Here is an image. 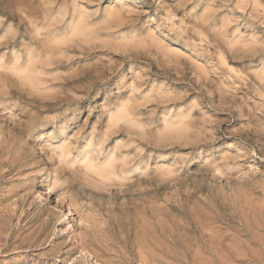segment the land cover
<instances>
[{
  "label": "rangeland",
  "instance_id": "374dc122",
  "mask_svg": "<svg viewBox=\"0 0 264 264\" xmlns=\"http://www.w3.org/2000/svg\"><path fill=\"white\" fill-rule=\"evenodd\" d=\"M0 149V264H264V0H0Z\"/></svg>",
  "mask_w": 264,
  "mask_h": 264
},
{
  "label": "bare ground",
  "instance_id": "6f19581e",
  "mask_svg": "<svg viewBox=\"0 0 264 264\" xmlns=\"http://www.w3.org/2000/svg\"><path fill=\"white\" fill-rule=\"evenodd\" d=\"M8 100V99H7ZM1 150V149H0ZM132 166V165H131ZM87 168V167H86ZM46 184V183H45ZM40 188L42 189V190H47V188H46V186L43 184V183H41V185H40ZM12 211H13V209H11ZM6 215H9L7 212H6ZM212 229V228H211ZM86 232V231H85ZM214 234V233H213ZM86 235V234H85ZM15 235H13V234H9L8 233V236L6 237V241H5V243L3 244V245H0V248H1V251H0V253L2 254V253H7V252H10L11 253V251H13L14 252V250L16 249V246L18 247V248H24L25 246H26V243H27V241L26 240H22L21 239V241L16 245V244H14V237ZM169 238V237H168ZM96 240V239H95ZM76 242V241H75ZM102 242V241H101ZM111 244V243H110ZM109 246V245H108ZM71 247V246H70ZM103 247H104V245H103ZM113 249V248H112ZM17 250V249H16ZM59 250L60 249H58V248H56V249H53V251H51L50 252V255H52V254H55V253H58L59 252ZM73 250H79L80 251V253H83V252H85V254H86V252L88 253V255H90V256H92L93 257V260H95L96 262V264H109V260H108V258H105V256H106V254H105V252H104V250L100 247V246H98L95 242H93V240L92 239H90V238H88L87 236H81L78 240H77V246H75V248L73 249ZM107 250L109 251L110 249H108L107 248ZM114 250V249H113ZM236 250V249H235ZM71 251L72 250H69V251H67V253L66 254H70L71 253ZM183 251V250H182ZM201 251V250H200ZM31 252H32V250H31ZM109 253H111V254H113V252H110L109 251ZM120 252L118 251V254H119ZM156 253H158V252H156ZM214 253V252H213ZM118 254H117V256H118ZM201 254V253H200ZM203 254V253H202ZM208 254V253H207ZM82 255V254H81ZM116 255V254H115ZM148 255V254H147ZM147 255H144V254H140L139 255V257H140V259H142L143 261L145 260L146 262H147V264H151L152 263V261H154L153 259L151 260V258H150V260H151V263L150 262H148V256ZM205 255V254H204ZM56 256V255H55ZM114 257V256H113ZM220 257V256H219ZM47 258V257H46ZM83 258V257H82ZM115 258V257H114ZM212 258V257H211ZM227 258V257H226ZM229 258V257H228ZM48 259V258H47ZM113 260V259H112ZM178 261V260H177ZM20 262V261H19ZM145 262V263H146ZM86 263V262H85ZM156 263V262H155ZM10 264H18V262L16 261V262H12V263H10ZM77 264V263H76ZM81 264V263H80ZM111 264V263H110ZM118 264V263H117ZM154 264V263H153ZM181 264H183V263H181ZM235 264H237V263H235Z\"/></svg>",
  "mask_w": 264,
  "mask_h": 264
}]
</instances>
